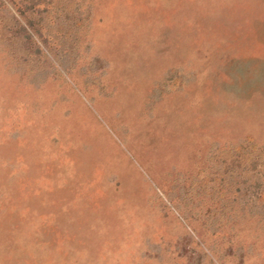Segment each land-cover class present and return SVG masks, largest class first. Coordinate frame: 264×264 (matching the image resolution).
Returning <instances> with one entry per match:
<instances>
[{
	"label": "rangeland",
	"instance_id": "1",
	"mask_svg": "<svg viewBox=\"0 0 264 264\" xmlns=\"http://www.w3.org/2000/svg\"><path fill=\"white\" fill-rule=\"evenodd\" d=\"M257 18L0 0V264H264Z\"/></svg>",
	"mask_w": 264,
	"mask_h": 264
},
{
	"label": "trees",
	"instance_id": "2",
	"mask_svg": "<svg viewBox=\"0 0 264 264\" xmlns=\"http://www.w3.org/2000/svg\"><path fill=\"white\" fill-rule=\"evenodd\" d=\"M205 14L206 15H204V16H206V18L201 22V26L203 25L204 27H209V25L211 26L213 24V22H215L217 20L216 12H209V14H207V13H205ZM226 22L227 21H225L224 23H226ZM199 24H200V21H199ZM249 24H252V25L256 26L259 29H261L262 26H264V22H263L262 18H257V20H255V21H250ZM220 28H221V26L219 27V29ZM252 29H253V31H255L257 33L255 28L252 27ZM257 36H258V34H257Z\"/></svg>",
	"mask_w": 264,
	"mask_h": 264
}]
</instances>
